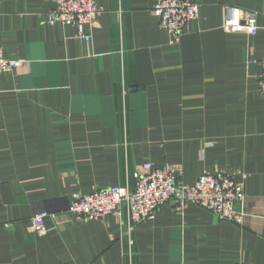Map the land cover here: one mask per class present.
I'll return each mask as SVG.
<instances>
[{
  "label": "crops",
  "instance_id": "1",
  "mask_svg": "<svg viewBox=\"0 0 264 264\" xmlns=\"http://www.w3.org/2000/svg\"><path fill=\"white\" fill-rule=\"evenodd\" d=\"M82 41L47 24L54 0H0V47L26 62L0 75V264H264V0H196L176 40L156 0H96ZM257 13L258 31L222 29L224 6ZM144 162L246 175L242 221L174 200L151 218L68 214L82 194L133 183ZM45 210L47 232L30 217Z\"/></svg>",
  "mask_w": 264,
  "mask_h": 264
},
{
  "label": "built area",
  "instance_id": "2",
  "mask_svg": "<svg viewBox=\"0 0 264 264\" xmlns=\"http://www.w3.org/2000/svg\"><path fill=\"white\" fill-rule=\"evenodd\" d=\"M55 6L43 13L47 24L73 25L77 37L82 41L90 39L89 32L93 22L103 12V7L96 0H54ZM154 13L159 16V27L166 30L175 40L183 34L192 21L197 19L198 3L196 0H156ZM222 29L227 32H245L254 36L257 31V13L232 5L224 6ZM24 59L4 56L0 47V75L11 72L23 65ZM261 71L260 92H264V56L258 60ZM182 168L177 163L165 162L154 166L144 162L133 172L132 186L113 185L104 189L82 194L74 192L67 200L65 211L85 219H104L109 214L120 216L125 207L129 226V245L132 223L143 218H151L163 203L174 200L177 208L183 210L187 204H197L218 218L239 223L242 221L245 198V178L236 181L232 173L203 172L191 185L179 180ZM56 218L45 210L33 214L30 222L40 236L47 232L45 218Z\"/></svg>",
  "mask_w": 264,
  "mask_h": 264
},
{
  "label": "trees",
  "instance_id": "3",
  "mask_svg": "<svg viewBox=\"0 0 264 264\" xmlns=\"http://www.w3.org/2000/svg\"><path fill=\"white\" fill-rule=\"evenodd\" d=\"M163 164H164V163H163ZM161 165H162V164H161ZM159 166H160V165H159ZM159 166H158V167H159Z\"/></svg>",
  "mask_w": 264,
  "mask_h": 264
}]
</instances>
